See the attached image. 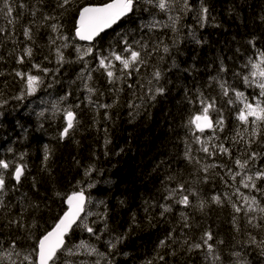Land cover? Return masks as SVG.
<instances>
[{"label":"trees","instance_id":"obj_1","mask_svg":"<svg viewBox=\"0 0 264 264\" xmlns=\"http://www.w3.org/2000/svg\"><path fill=\"white\" fill-rule=\"evenodd\" d=\"M103 2L75 0L60 18L63 34L73 46L64 49L65 60L71 63H64L59 72L54 71L58 67L56 45L49 41L55 34L42 22L44 14H60L57 0H12L14 25L0 15V28L5 30L0 32V72L4 73L0 75V92L2 99L8 101L0 109L3 112L0 159L26 166L19 185L11 179V168L5 173L4 200L8 207L0 209V241L3 242L0 252L8 249L11 240L17 242L21 255L31 252L42 234L67 210L66 197L83 188L89 198L86 209L92 213L87 222L94 226L100 238L97 240L81 227L74 229L66 240L71 246L85 241L98 254L90 257L77 254L70 257L73 264H82L80 261L84 260L91 264H148L150 260L152 264H211L206 249L189 252L188 244H183L186 238L189 244L200 242L206 231L212 232L214 239L210 243L216 244L224 264H237L238 259L247 264H264V254L248 243V233L260 240L264 239V231L250 227L246 217L234 213L230 204L216 205L210 199L221 193L232 194L233 187L228 184L233 182L226 174L227 169L235 168V158L245 150L242 143L233 145L232 137L247 127L237 120L239 101L230 92L233 104H228L229 97L221 94L213 77L226 80L250 102L260 98V89L251 81V73L257 55L264 52V0H188L191 10L185 12L180 10L182 0H176L171 11H161L155 6V0L153 3L142 0L130 17L101 35L94 45L99 54H107L112 49L121 51L125 39L137 48L147 45V56L142 53L146 63L139 73L133 72L126 82L116 85L118 92L107 83L103 69L92 71L93 79L89 83L96 85L98 91L91 96L93 103L90 104L85 81L79 77L81 73L88 75L85 62L87 69L98 68L97 59L93 58L98 53L78 61L75 47L89 46L73 37L79 10ZM202 7L209 9L203 26L199 15ZM33 11L35 17L31 15ZM177 14L180 20L174 31L169 16ZM28 25H32V41L23 34ZM26 46L33 47L32 62L41 63L50 71L34 95L17 100L13 97L23 90L24 82L14 72L33 71L28 60L23 64L17 62ZM164 46L169 47L168 53L163 52ZM221 65L227 70L221 71ZM157 69L162 74L159 85L165 92L151 100L148 89L157 86L153 79ZM245 76L250 83L244 82ZM198 91L216 99V107L224 120L222 132L201 133L189 123L201 108L195 102ZM65 96L67 99L62 100ZM114 98L118 103L111 109L97 108L98 104L112 103ZM54 105L59 109L71 107L77 113L80 123L67 138L62 139L60 135L66 125L63 111ZM106 112L110 118H106ZM210 115L213 121L217 119L216 112ZM197 137L210 150L220 143L230 147L231 158L223 154L208 157L201 151ZM105 139L110 141L107 145ZM45 149L49 154L46 162ZM252 149L262 151L264 144H254ZM189 151L191 161L185 155ZM206 164L225 167L204 173L201 168ZM262 166L264 158L256 161V167ZM89 167L95 171L85 176ZM238 181L239 178L234 187H241V191L257 196L264 203L260 193L249 192ZM89 183L95 186L88 188ZM262 183L258 181L257 186ZM179 184L195 189L208 202L203 211L185 208L167 198L169 191ZM37 203L39 209L30 206ZM164 205H171L172 211L161 215ZM104 212H107L106 221L101 216ZM181 212L188 215L190 228L184 227ZM233 216L239 232L235 230ZM10 220H22L27 227L9 224ZM33 221L35 227H32ZM121 236L125 238L116 248H110L109 241L114 242ZM162 240L166 241L164 247H160ZM81 251L85 249H79V255ZM237 251L241 253L240 258L232 255ZM159 256L164 259L159 260Z\"/></svg>","mask_w":264,"mask_h":264},{"label":"snow or ice","instance_id":"obj_2","mask_svg":"<svg viewBox=\"0 0 264 264\" xmlns=\"http://www.w3.org/2000/svg\"><path fill=\"white\" fill-rule=\"evenodd\" d=\"M74 2L75 0H57L56 8L60 10V14H44L42 16V22L51 29L52 33L55 34L54 36L49 37L50 44L56 45L55 55L58 67L54 70L55 72H59V67H62L64 63H71V61L65 60L64 49L73 45L69 42V37L63 34V24L60 22V18L65 15ZM139 2H142V0H104L101 4L84 6L78 12L73 40L78 38L80 41L89 42L91 46L84 49L76 46V59L78 61H84L85 57L92 56L93 53H98L97 56L93 57L94 59H97L98 68L87 69V62H85V70H87L88 75L84 76L83 73H81L79 77L85 81L84 87L90 94L88 97L90 104L93 103L91 96L96 95L98 91L96 85L89 83L93 79L92 71L103 69L107 78V83L112 86L113 91L118 92L119 89L116 88V85L120 82H126V80L132 76L133 72L139 73L140 67L146 63V59L142 57V53L145 54V57L147 56V45H139L137 48L125 39L122 40L124 47L121 51L117 52L115 49H112L107 54H99V50L92 43L97 41L98 38H101V34L104 33L106 29L112 28L113 25L117 24V22L123 18L130 17L136 10V6ZM147 2L153 3V0H147ZM0 4H2V7H0V15L7 18L8 22L14 25L15 19L12 17L14 11L12 0H0ZM175 5L176 0H155V6L161 11H171ZM20 7H24V5L21 4ZM180 10L181 12L191 10L188 0H182ZM208 13L209 9L207 7H202L199 14L201 26L207 22ZM31 15L35 17L36 12L33 11ZM169 20L172 21L171 27L175 31L176 24L180 20V15L177 14L175 17L169 16ZM49 21H51V23H48ZM3 31L5 30L0 28V32ZM23 34L28 40L32 41V25L26 26ZM193 39H195L194 35ZM58 41L59 43H57ZM196 43H201V41L196 40ZM250 43L255 46L254 41H250ZM162 50L164 53L170 51L168 46H164ZM32 57L33 47L26 46L23 53L17 58V62L21 64H23L25 60H28L33 71L16 70L14 72L15 77H18L24 82L23 90L19 95L13 97L14 99L23 100L25 96L34 95L47 78L50 69L43 67L41 63L32 62ZM45 59H47V57H45ZM117 62L119 68L117 67ZM253 67L260 70L258 72H253L252 75H258L261 79L256 84L260 89V98L252 102L245 97L243 92L236 91L232 88L226 80L213 77V80L221 90V94L225 97H229L227 101L228 104H233V99L229 96L230 92H232L236 100L239 101L241 106L237 108V120L247 127L244 132L237 131L235 136L232 137L233 145L242 143L245 146V150L242 152L241 156L234 160L235 168L227 169L226 174L233 184H228V181H225V183L228 184L229 187H233L232 194L221 193L213 195L210 199L211 202L216 205H223L224 203L230 204L234 213H242L246 217L247 224L250 227L264 231V203H261V200L258 199L257 196L250 194L246 195L241 191V187H234L237 178H239V185L244 189H248L249 192L254 191L260 193V195L264 197V183H262L260 187L257 186L258 181L264 182V166L256 167V161L260 158H264V150L256 151L252 149V145L254 144H264V139H262V133H264V52L260 53L259 64H254ZM226 70L227 69L221 65V71ZM0 75H4V73L0 72ZM161 75L159 69L153 72V79L157 82V86L148 89L149 98L151 100H155L157 95H163L165 92V88L159 85ZM243 79L245 83H250L248 76H245ZM149 83H151V81ZM129 87H131V85H129ZM2 96L3 93L0 92V109H3L8 103L7 100L2 99ZM61 99H67V96L62 97ZM195 102L199 103L201 108L199 114L190 118L189 123L194 124L195 128L201 133L206 129H211L214 134L218 131L222 132L224 130V120L220 117V110L216 107V99L211 96L205 97L203 92L198 91ZM116 103H118V99L114 98L112 103L98 104L97 108H104L106 110L111 109ZM76 107L79 108V105H76ZM54 108L58 111H63L66 125L60 135L62 139L67 138L70 132L80 123L79 120H77V113L71 107L59 109L58 106L54 105ZM212 112L217 113V119L215 121H213L212 116L210 115ZM2 115L3 112L0 111V116ZM41 115H43V113H41ZM105 116L106 118H110L107 112L105 113ZM248 128H250L251 131H248ZM105 133H107L106 129ZM196 139L197 142L201 144V151L206 153L208 157L223 154L231 158V148L224 147L223 143L213 146L210 150V148L206 146V142L201 141L199 137ZM109 142V140L105 139L106 145ZM185 155L190 161L193 160L190 151L186 152ZM48 158L49 154L47 149H45V162ZM21 159H23V156H21ZM195 162L198 164L200 163L199 160H196ZM215 167L223 168L225 166L206 164L202 166L201 171L208 173L210 169ZM10 168L11 179L15 181L16 185H19L24 176L26 166L24 164H13L4 159H0V170H3L0 171V209L8 207L4 200V196L7 193L5 173ZM93 171H95V168L89 167L85 170V176H90ZM207 179L208 177L205 175V182ZM94 186L95 185L92 183L88 184V188ZM12 190H15V187H13ZM233 196H236L237 199L233 200ZM167 198L174 200L175 203L182 205L185 208L196 207L201 211H203L208 203L199 197V193L195 189L186 188L184 184H179L176 188L171 189ZM194 200L196 201L195 204L193 203ZM88 202L89 198L85 195V190L83 188L72 192L65 199L67 210L57 218L50 230H47L42 234L31 252L21 255L17 250V242L11 240L8 244V249L0 252V264H73L70 257L77 255L79 249H87L89 255L98 254V250L85 241H81L78 245L71 246L66 240V237H69L73 232L74 227L76 229L82 227L87 233L99 240V233L94 226L89 225L87 222V217L92 215L91 212L86 211L85 206ZM100 203H103V201H100ZM30 206L35 209L40 208L38 203ZM171 211V205H164L162 206L161 215ZM101 216L106 221L107 212L102 213ZM181 219L184 221L185 228L191 227L188 223L189 217L186 213L181 212ZM8 223L15 224L17 227H27L23 224L22 220H10ZM94 223L95 222H93V224ZM233 224L235 230L239 232L240 227L236 223V216H233ZM35 226V221H33L32 227ZM104 227L105 229L107 228V223H105ZM248 237V243L250 245H255L260 249L261 254H264V239L257 240L256 236L251 233H248ZM124 238V236H121L116 237L114 242L109 241V247L113 249L116 248L117 244H119ZM168 239L171 240L172 236L169 235ZM213 239L212 232L206 231L203 236H201L200 242L189 244L188 239L186 238L183 241V244H188L187 251L189 252L192 250L206 249L211 258V264H224L221 255L216 249V244L210 243ZM165 243L166 241L164 240L160 241V247H164ZM218 243H223V241H219ZM2 248L3 242L0 241V249ZM232 255L237 258L241 257V253L238 251L232 253ZM14 256L16 257L15 259H13ZM158 259L163 260L164 257L159 256ZM148 264H152V261L150 260ZM237 264H247V262L238 259Z\"/></svg>","mask_w":264,"mask_h":264},{"label":"rangeland","instance_id":"obj_3","mask_svg":"<svg viewBox=\"0 0 264 264\" xmlns=\"http://www.w3.org/2000/svg\"><path fill=\"white\" fill-rule=\"evenodd\" d=\"M259 62H260V54L259 55H257V57H256V59L254 60V64H259ZM253 64V65H254ZM260 69H257V68H254L253 67V72H258ZM252 72V73H253ZM252 73H251V81L252 82H254L255 84H257L259 81H260V79H261V77H259L258 75L257 76H253L252 75ZM242 192H244V191H242ZM245 193V192H244ZM246 195H248L247 193H245ZM16 257L14 256L13 257V259H15ZM80 262H82V264H91V261H87V260H85V261H80Z\"/></svg>","mask_w":264,"mask_h":264},{"label":"bare ground","instance_id":"obj_4","mask_svg":"<svg viewBox=\"0 0 264 264\" xmlns=\"http://www.w3.org/2000/svg\"><path fill=\"white\" fill-rule=\"evenodd\" d=\"M127 18H128V17H127ZM127 18H125V19H127ZM125 19H123V20H125ZM123 20H122V21H123ZM122 21H121V22H122ZM119 23H120V22H119ZM119 23H118V24H119ZM118 24H117V25H118ZM117 25H115V26H117ZM115 26H114V27H115ZM114 27H113V28H114ZM113 28H112V29H113ZM112 29H111V30H112ZM108 32H109V31H108ZM76 39H77V38H76ZM77 41H78V40H77ZM78 42H79V41H78ZM79 43H80V42H79ZM94 43H95V42H94ZM94 43H93V44H94ZM80 44H83V45H85V46H91L90 44H86V43H80ZM209 131H211V129H210ZM209 131H206V132H209ZM206 132H203V133H206ZM86 211H88V210L86 209ZM74 229H76V228L74 227ZM78 244H80V243H78ZM79 254H80V253H78L77 256H81V257H83V256L90 257V255L88 254L87 249H85V251H81V255H79ZM84 261H85V260H84Z\"/></svg>","mask_w":264,"mask_h":264},{"label":"water","instance_id":"obj_5","mask_svg":"<svg viewBox=\"0 0 264 264\" xmlns=\"http://www.w3.org/2000/svg\"><path fill=\"white\" fill-rule=\"evenodd\" d=\"M125 18H127V17H125ZM125 18H123V19H125ZM122 19V20H123ZM122 20H120L119 22H121ZM119 22H117V24L119 23ZM117 24H115V25H117ZM115 25H113L112 26V28L115 26ZM112 28H110V29H106L105 30V32L104 33H102L101 35H103V34H105L106 32H108V31H110ZM77 40L80 42V43H86V44H89V42H86V41H80L78 38H77ZM92 43H94V42H92ZM210 129H206L204 132H206V131H209ZM86 195V194H85ZM87 196V195H86ZM65 205H66V207H67V204L65 203ZM86 206H87V203H86ZM85 206V207H86ZM67 238V237H66Z\"/></svg>","mask_w":264,"mask_h":264}]
</instances>
